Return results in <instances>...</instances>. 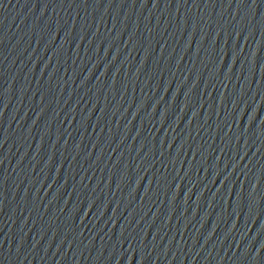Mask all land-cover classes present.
Returning <instances> with one entry per match:
<instances>
[{"label": "water", "instance_id": "obj_1", "mask_svg": "<svg viewBox=\"0 0 264 264\" xmlns=\"http://www.w3.org/2000/svg\"><path fill=\"white\" fill-rule=\"evenodd\" d=\"M0 264H264V0H0Z\"/></svg>", "mask_w": 264, "mask_h": 264}]
</instances>
